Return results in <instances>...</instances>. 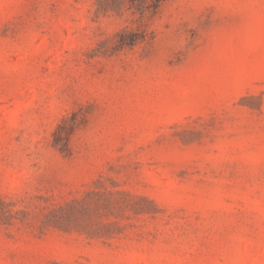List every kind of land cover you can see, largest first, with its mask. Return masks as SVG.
I'll use <instances>...</instances> for the list:
<instances>
[{
  "label": "rangeland",
  "instance_id": "rangeland-1",
  "mask_svg": "<svg viewBox=\"0 0 264 264\" xmlns=\"http://www.w3.org/2000/svg\"><path fill=\"white\" fill-rule=\"evenodd\" d=\"M0 264H264V0H0Z\"/></svg>",
  "mask_w": 264,
  "mask_h": 264
}]
</instances>
